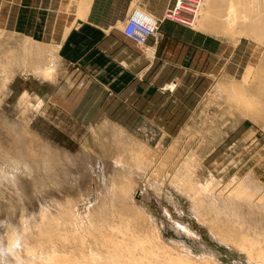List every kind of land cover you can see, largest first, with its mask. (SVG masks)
<instances>
[{
  "label": "rangeland",
  "instance_id": "1",
  "mask_svg": "<svg viewBox=\"0 0 264 264\" xmlns=\"http://www.w3.org/2000/svg\"><path fill=\"white\" fill-rule=\"evenodd\" d=\"M56 1L59 3L52 2L48 10L33 4V0H0V179H4L6 192L11 195L18 191L22 193L16 195L21 203L18 216H15L18 226L22 225L20 218L23 212L27 219L29 217L28 225L37 230V223L42 221L39 215L42 210L47 212L51 209L50 213L58 210L69 229L68 233L66 228L63 232L67 237L70 234L68 238L72 241L66 239L57 243L67 246L74 241L73 229L79 235L84 234L97 213L104 210L107 216L101 214L97 218L105 217L108 220V227H105L116 231L113 221L116 223L118 218L109 208L115 204L110 193L118 188V180L116 187H110L114 186V179L122 174L121 171L130 172L128 179L134 184L138 180L140 189H146L150 199L144 197L141 201L136 196V200L151 207L154 213L167 221L166 237L169 233L176 236V233L168 226L162 203L175 212L167 197L171 194L180 197L175 188L179 186V180L182 184L208 181L212 191L213 187L238 182L235 176L244 178L253 174L256 184L264 186V25L262 29L244 30V26L240 27V22H237L236 26L223 28L217 22L220 15L215 10L217 8L221 13L219 6L222 7L226 0L212 1L209 13L215 18L209 14L210 20L205 18L207 0H204V12L201 9L195 24L162 17V36L158 42L142 45L123 36L124 21L90 17L95 14H87V11L92 9L95 0H91L88 9L83 7L80 11L78 0ZM259 1L262 0H257L255 6ZM240 8L243 17L250 9L247 3L241 4ZM111 15L119 14L112 12ZM243 17L237 19L242 22ZM165 23L184 28L188 35L178 33L180 36H174L164 32ZM52 24H55L54 28L50 27ZM60 32L70 34L63 46L58 47L56 40ZM103 42L115 47L99 50L96 45ZM155 44L158 46L156 54L149 50V46ZM173 45L176 47L171 48ZM148 55L152 57L148 59L159 61L151 70L140 74L134 67L131 71L128 69V61L144 60ZM161 78L163 83H159ZM255 118L259 120L255 121ZM110 133H117L113 135L120 139L113 140ZM119 140L125 141L129 149L125 142L123 144ZM23 148H27L25 151L29 153ZM190 159L195 162L191 166L195 176L190 168V171L181 168L182 163ZM14 160L18 163L15 164ZM133 168L138 171H133ZM209 170L220 181L208 178ZM33 174H37L36 178ZM181 176L184 177L183 182ZM9 177L19 179V183L24 181L21 184L23 192L14 187ZM174 178H178L176 182H173ZM38 179H43L42 183ZM206 191L203 189V194ZM262 202L259 204L261 208L254 204L259 208L257 211L263 209ZM224 211L220 218H232L231 210V213ZM257 211L259 217L264 209L261 213ZM112 216L113 219L110 218ZM252 216L247 222L258 220L260 223L256 221L251 225L239 221L242 227L244 224L242 230L248 228L250 235L256 236L263 245L264 220L261 222V219H264V212L260 220L255 215L253 221ZM73 217L75 223L72 222ZM6 222L1 223L2 230ZM239 222L235 224L240 225ZM257 223L258 230H261L259 234H255L258 231L256 226L253 227ZM195 224L208 244L221 251L220 258L224 264L245 262L240 261L229 247L216 241L205 226L196 220ZM245 224L254 229L245 227ZM196 246L198 249L199 245ZM202 250L198 252L202 254Z\"/></svg>",
  "mask_w": 264,
  "mask_h": 264
},
{
  "label": "bare ground",
  "instance_id": "2",
  "mask_svg": "<svg viewBox=\"0 0 264 264\" xmlns=\"http://www.w3.org/2000/svg\"><path fill=\"white\" fill-rule=\"evenodd\" d=\"M79 1H80V3H79ZM212 1H214V0L205 1V9H206L205 18L206 19L209 18V20L211 19L210 16L211 17L213 16V14L209 13L211 10ZM216 2L213 3L214 6L217 5ZM255 2H257V0H252V1H249V0H226V2L221 5L222 7L219 6V8H221V11H222V12L221 11H219V12H221V13H218V10L216 7H215L216 10L214 9L217 12V15H220V17H219L220 20H217V22H219V25L222 26L223 28L233 26V25H235V23L240 22L239 24L241 26L239 24L238 25L240 27L244 26V27H242V28H244V30H246L247 28H250L252 30H258V28L262 29V27H263L262 25H264V23L261 24V21H264V1L263 0L259 1L256 6H255ZM90 3H91V0H78V4H79L78 10L80 11L83 7L88 9V7L90 6ZM203 3H204V1H203ZM203 3H202V6H203ZM246 3L249 5L250 9H249V11H247L245 13V16L243 17V16H241L243 11L240 8V5L246 4ZM202 6L197 11L195 18L189 20L190 25H192L193 23L195 24V21L197 20L200 11L203 10ZM135 11H141L142 13L146 14L147 16L154 17L151 13H148V11H146L145 9H142L140 7L136 8L130 14V16ZM212 11H213V9H212ZM84 12H81V13L84 14ZM203 12H204V10H203ZM209 14H211V15L209 16ZM78 15H80V12H78ZM240 17H243V19H246L247 21L246 20L243 21V19H242V22L239 21L237 18H239L241 20ZM154 18H156V17H154ZM236 19L238 21H236ZM50 27L54 28L55 24L50 25ZM65 29H67V28H65ZM239 30H241V29H239ZM64 35L66 36V34H64ZM59 36H62V32L59 33ZM56 41L58 43L57 44L58 47H60L62 41H60L59 39H57ZM37 108H39V107H37ZM37 108H35V110H33L32 115L34 114V112L36 111ZM29 115H31V114H29ZM257 120H259V119H256L255 121H257ZM26 123L28 124V122H26ZM119 133H121V132L119 131ZM113 134L117 135V133H113ZM113 134L110 133V136L112 135V137H114L113 140H115V138L120 139V138H118L119 136L115 137L116 135L114 136ZM110 136H107V137H110ZM20 137L22 138L24 136H20ZM21 138H20V141H22ZM122 138H124V136ZM17 139H19V138H17ZM15 141L17 142L16 139H15ZM119 141H121V140H119ZM22 142H20V144ZM123 142H125V141H123ZM122 143H120V144H122ZM125 145H127V143ZM125 145H123V146H125ZM127 147H128V145H127ZM133 147H134V145H133ZM124 148H126V147H124ZM23 149L25 151L27 148L26 149L23 148ZM29 149H30V147H29ZM31 149H32V147H31ZM128 149H129V147H128ZM113 150H114V148H113ZM131 151H133V149ZM6 152H8V151H6ZM6 152H5V155L8 154ZM20 153H21V151H20ZM2 154H4V153H2ZM42 154H40V155H42ZM22 156H23V154H22ZM33 156H35V155H33ZM46 156L48 158H50L49 155H46ZM134 156L137 157V155H134ZM9 157L11 158L12 156H9ZM23 157L25 158V156H23ZM38 157H36V158H38ZM40 158H41V156H40ZM13 159H15L14 156H13ZM16 159H17V157H16ZM27 159H30V158H27ZM33 159H35V157ZM42 159H43V155H42ZM22 160H24V159H22ZM150 160H152V158ZM16 161L14 160V162H16ZM51 161L52 160H50V162ZM27 162H28V160H27ZM43 162L45 163V161H43ZM43 162H40V163H43ZM193 162L191 159L188 161L186 160L182 163L181 168L187 169V171H190L192 168L191 166H193ZM17 163L18 162H16L15 164H17ZM146 163L147 162H145V164ZM161 163H162V161H161ZM118 164H119V162H118ZM125 164H127V163H125ZM128 164H130V163H128ZM49 165H52V164H49ZM120 165H121V163H120ZM133 165H131V167H133ZM165 165H167V164H165ZM124 166H126V165H124ZM139 166H141V165H139ZM139 166H137V168H139ZM134 167L136 168V166H134ZM27 168H29V167H27ZM48 168H50V167H48ZM51 168H52V166H51ZM189 168H190V170H189ZM12 169H13V167H12ZM15 169H16V166H15ZM25 169H26V166H25ZM119 169H121V168H119ZM161 170H163V169H161ZM0 171H2L1 168H0ZM27 171H28V169H27ZM52 171H49V172H52ZM130 171H131V169H130ZM133 171H138V169L134 170V168H133ZM119 172H120V170H119ZM190 172L193 175L195 174V173H193L194 169H193V171L191 170ZM47 173H48V170H47ZM121 173L122 174L118 173L119 175H117L116 179H114L115 177L114 178L112 177L115 182L113 183L114 186L110 185L111 186L110 188L116 187L118 185V188H115L116 191L113 190L114 192L112 191L113 193H110V194H112L111 199H113L115 204H113V206L111 208H109V210L111 209L113 211V213L115 212L114 213L115 217L117 216L116 218H118V221L116 220L117 224L113 221V224L116 225L115 226L116 231H114V230L111 231L112 230L111 228H109L110 230H108V228H107L108 225L106 223V221H108V220H106L105 217H102L99 219L97 218V217H100L101 214H103L104 216L105 215L107 216L106 212L103 210L100 213H97L98 214V216H96L97 219L95 218L94 219L95 221H91V223H92L91 226L90 225L88 226V228L86 229V232H83L84 234L79 235L78 232L72 228L73 231H75V234H74V232H72L74 235V236L72 235L74 241H73V243L71 242L72 244L70 243L71 245H67V246L66 245L65 246H62V245L59 246V244L57 243L60 240L63 241L66 239L67 240L70 239L72 241L71 238H68L70 234H68V237H67V235L64 234V232H63V230H65V228H66V230H67L66 232L68 233L69 229H68V227H65V226H67V225H65L66 220L61 217L62 213L58 212V210H57V212L55 211L56 213L55 212L53 213V211L50 213L49 211L51 209L47 212L45 210H42L41 214H39L41 216L42 221H40V224L37 223V225H38L37 230L32 229L31 224H29L30 226L28 225L27 220H29V217L27 219V217H26L27 215L26 214L23 215L24 212L22 211L23 212V213L21 212L22 217L20 218L22 225L18 226L17 225V217H15V216H18L17 210H18V208H20V206L18 207V205L21 203H19V196H16V195L20 191H18L16 195H14L15 193H13L11 195L9 192H6L4 189V187H5V185L3 184L4 179H0V182H1L0 183V225H1V223L3 224L6 220L8 221V222H6V225L4 226L3 230L0 228V264H224V262H222V260L220 258L221 251L218 248L208 244V242L203 237L202 231L199 228H197V226L195 224V220L200 225L205 226L208 229L211 236L216 241L220 242V244L224 245V247L225 246L229 247L232 250V252L234 251L233 253H235V255L237 256V258L240 261L244 260L245 262L243 263V261H242V264H247L246 261L251 262V264H264V244L261 245L256 236H254V235L251 236L250 233L248 232V228H247V230H242V228L244 227V224L242 227V224L239 222V221H241L242 223L247 222V220L249 218H251L250 216L252 214H253V216H255V215L257 216L256 211H257V209L261 208V206L259 204L262 205V203H263L262 200L264 201V186L256 184L255 181L257 179L253 178L254 177L253 174H248V175L244 176V178L239 176V175L237 177L235 176L234 178L236 180H238V182H236V183L233 182V184H230V185L228 184V186H220L219 185V187H217V188L213 187L212 191L210 190V187H211L210 183L211 182H208V181L204 182V181L198 180V182H193V181L191 182L190 181L187 184H182L179 180V186L176 185L175 188H176V191L180 197L174 196V194H171L170 197H167V194H166L167 200L175 212L173 213L169 206L164 205L162 203V207L164 208V216L168 218V226L172 227L174 229V232L176 233V236L173 235L172 233H169L168 237H166V235L164 233V231H165L164 229L167 228V226H166L167 221L164 220L163 218L159 217L156 213H154L151 207H148V205H146L145 203H143V205H141L136 200V196L141 198V201L144 200V197L150 199L146 189L143 188V191L140 189V186H138L139 185L138 180L134 184L133 181H130L131 179L130 180L128 179V175L130 172H127V174H126V173H123L121 171ZM178 173H180L183 176L182 172H178ZM31 174H32V172H31ZM137 174H139V173H137ZM47 175H50V174H47ZM208 175H209V176H207L208 178L212 177V178H215V180L217 179V177L210 170L208 172ZM7 176H3V177H6L5 179H7L8 178ZM34 176L36 178L37 174H35ZM114 176H116V174ZM134 177L136 178V176H134ZM185 177H186V175H185ZM189 177L191 178V176H188V178ZM31 178H32V176H31ZM41 178H43V177H41ZM138 178H139V176H138ZM182 178H183L182 179V182H183L184 177H182ZM43 179H41V181ZM174 179H172L173 182H176V180L178 178L175 180ZM18 180H15V179L12 180L9 177V181L13 182L14 187H16V188L19 187V189L22 190L21 184L24 181H21L19 183ZM172 180L170 183L171 185L174 184V183L172 184ZM41 181L39 180V182H41ZM49 181H51V180H49ZM116 181H117V185L115 186ZM185 181L187 182L189 180L185 179ZM217 181H220V179L218 178ZM39 182L37 181V183H39ZM46 182H47V180H46ZM46 182H44V183H46ZM44 183H43V185H44ZM180 183H181V185H180ZM50 184H51V182H50ZM152 184H153V182H152ZM35 185H37V184H35ZM154 185H152V187ZM212 185H213V182H212ZM253 185L255 187H253ZM8 186H10V185H8ZM256 186H258V187H256ZM32 188L33 187H31V189ZM12 189L13 188H11V190ZM23 189H24V187H23ZM203 189H204V191L207 190L204 194H203ZM83 190H85V189H83ZM22 192H23V190H22ZM19 194H22V193L20 192ZM44 196H45V194H44ZM71 196H73V195H71ZM78 198H79V196H78ZM260 202H262V203H260ZM254 204H256L257 207H259V206L260 207L255 208L256 205H254ZM114 205H115V208H114ZM102 208H104V207H102ZM262 208L264 209V206H262ZM263 209H261V211L259 210L257 212L261 213L263 211ZM54 210H56V209H54ZM99 210H97V211H99ZM224 210H228V212H230V213L232 211V218L228 217V219H224L223 216H222L223 219L220 218L221 217L220 213ZM229 210H231V211H229ZM147 211L149 212V214ZM253 212H255V215ZM263 212L261 214H263ZM224 213H225V211H224ZM18 214H20V213H18ZM108 214H110V212H108ZM95 215H96V213H95ZM221 215H222V213H221ZM260 215H259V217H260ZM65 216H67L66 213H65ZM110 216H111V214H110ZM228 216H229V214H228ZM253 216H252V220L254 221ZM67 217H69V216H67ZM263 217H261V218H263ZM110 218L113 219V216ZM226 218H227V216H226ZM239 218H241L242 220H245V221H242ZM261 218H259V220ZM30 219H32V218H30ZM73 220H74V217L72 218V222L75 223V221H73ZM110 220L111 219H109V222H110ZM262 220H264V219H261V222H262ZM103 221H104V223H103ZM256 221H258V220H255L254 222L256 223ZM67 222L70 223V221H68V220H67ZM93 222H95L96 225ZM235 222L236 223L239 222L241 226L239 224H235ZM254 222L249 223V221H248L247 223L252 225V224H254ZM259 223H257V225L253 226V227L256 226L255 229L258 231V233L255 232V234H259V230H260V229L258 230ZM249 224H245V227H247ZM105 225H107V227H105ZM238 225H239V227H238ZM251 225L248 226V227H250V229L252 227ZM262 225H260V226L262 227ZM113 227L114 226H112V228ZM240 227H241V229H240ZM244 229H246V228H244ZM253 229L250 231L252 232ZM262 230H263V234H264V229H262ZM253 233H254V231L251 234H253ZM260 234L262 235V232H260ZM261 235H259L258 238ZM187 238H189V239H187ZM262 240H263V237H262ZM262 240L260 238V241H262ZM262 242H264V241H262ZM195 243L199 245L198 249L195 248V247H197ZM201 248L203 249L202 254H200L198 252L199 249H201ZM206 248H209L210 250H207Z\"/></svg>",
  "mask_w": 264,
  "mask_h": 264
},
{
  "label": "crops",
  "instance_id": "3",
  "mask_svg": "<svg viewBox=\"0 0 264 264\" xmlns=\"http://www.w3.org/2000/svg\"><path fill=\"white\" fill-rule=\"evenodd\" d=\"M52 2H56L57 4L59 3V1H56V0L55 1L33 0V4H37L38 7H41V8H47L48 10L52 7V4H53ZM173 3H174V0H95L94 6L92 7L91 10L87 11V14L88 12H91L90 14L94 13L95 15H90V17L92 16V18L95 17L96 19H99V20H109L111 18L119 19L121 21H124L123 26H125L127 18L129 17L131 12L136 8V6H143L141 7L142 9H145L149 13L153 14V16H155L156 18L162 19L166 9L172 6ZM118 7L120 9H118ZM112 12L119 14V15H115L113 17L111 15ZM163 23H164V20L161 23V27ZM163 30L164 32L171 33L174 36L177 35L178 33L188 35L186 31L184 30V28L176 27V25H174L173 23H165L163 26ZM64 34H66V36ZM64 34H62V36H59V40L62 41L61 46H63L70 32L64 33ZM122 34L126 39L133 40L125 35L124 27L122 30ZM57 35H59V33ZM161 36H162V31L160 29V36L158 37V39H155V37H150L147 40L146 44L152 41L158 42ZM177 36H180V35H177ZM96 47L99 48V50H107L109 47H115V45L106 44L105 42H103L101 44H97ZM149 47H150L149 50H154V54H156L155 52L158 51L157 44H155L154 46H149ZM170 47L175 48L176 46L173 45ZM150 57L151 56L148 55V57L145 58L144 60L138 59V60L128 61V69H130L131 71V68L134 67L135 70H139L140 74L148 70H151V67L154 64H156V62H159V61L148 59ZM135 70L132 72H135ZM159 83H163L162 78L159 81Z\"/></svg>",
  "mask_w": 264,
  "mask_h": 264
},
{
  "label": "built area",
  "instance_id": "4",
  "mask_svg": "<svg viewBox=\"0 0 264 264\" xmlns=\"http://www.w3.org/2000/svg\"><path fill=\"white\" fill-rule=\"evenodd\" d=\"M204 0H175L168 7L163 19L171 18L181 23L190 24ZM162 19L147 16L141 11H135L126 21L124 33L138 44H145L150 37L158 39Z\"/></svg>",
  "mask_w": 264,
  "mask_h": 264
}]
</instances>
